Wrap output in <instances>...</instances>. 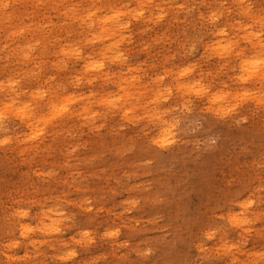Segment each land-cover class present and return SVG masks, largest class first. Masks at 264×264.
I'll list each match as a JSON object with an SVG mask.
<instances>
[{
    "label": "clouds",
    "instance_id": "obj_1",
    "mask_svg": "<svg viewBox=\"0 0 264 264\" xmlns=\"http://www.w3.org/2000/svg\"><path fill=\"white\" fill-rule=\"evenodd\" d=\"M0 264H264V0H0Z\"/></svg>",
    "mask_w": 264,
    "mask_h": 264
}]
</instances>
